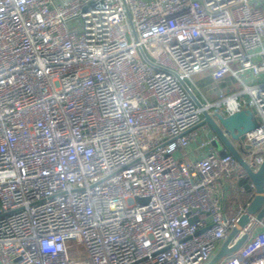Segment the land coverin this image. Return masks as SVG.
<instances>
[{
  "label": "built area",
  "instance_id": "2783aa9c",
  "mask_svg": "<svg viewBox=\"0 0 264 264\" xmlns=\"http://www.w3.org/2000/svg\"><path fill=\"white\" fill-rule=\"evenodd\" d=\"M263 1L0 0V264H206L244 216L220 264H264L255 185L195 129L253 111L262 165Z\"/></svg>",
  "mask_w": 264,
  "mask_h": 264
},
{
  "label": "water",
  "instance_id": "95a60500",
  "mask_svg": "<svg viewBox=\"0 0 264 264\" xmlns=\"http://www.w3.org/2000/svg\"><path fill=\"white\" fill-rule=\"evenodd\" d=\"M185 88L189 91L187 84L183 83ZM193 99L198 105L200 103L196 100L195 96L189 91ZM204 119L195 128L208 126L216 135L215 143L217 149L225 151L221 156L231 154L239 163V165L246 172L248 179L243 182L248 191H251L247 181H251L255 185L256 195L249 208V213L257 214L258 220L264 218V161L257 171H254L249 164L245 162L239 150L235 147L234 141H243L246 133L258 129L259 123L254 117L251 110H245L235 113L231 116L223 117L217 115L214 119L207 112L203 113ZM226 133L229 135L227 136ZM248 222V216H244L238 224L232 228L231 232L224 241L218 246L211 258L206 264H220L226 257L237 253L249 238L248 234L242 235L236 239L239 232L244 228Z\"/></svg>",
  "mask_w": 264,
  "mask_h": 264
},
{
  "label": "rangeland",
  "instance_id": "374dc122",
  "mask_svg": "<svg viewBox=\"0 0 264 264\" xmlns=\"http://www.w3.org/2000/svg\"><path fill=\"white\" fill-rule=\"evenodd\" d=\"M232 68H234L236 70L237 69V66L235 64H232ZM234 143H235V146L239 149V151H241L245 155V157L247 158V160L250 162L251 161V158H248L247 157L249 153H248V151L242 149L241 142L240 141H234ZM213 146H216V143L215 142H213ZM218 152L220 153V155L225 153V151H223L222 149L221 150L218 149Z\"/></svg>",
  "mask_w": 264,
  "mask_h": 264
},
{
  "label": "clouds",
  "instance_id": "9594fccd",
  "mask_svg": "<svg viewBox=\"0 0 264 264\" xmlns=\"http://www.w3.org/2000/svg\"><path fill=\"white\" fill-rule=\"evenodd\" d=\"M52 243H53V242H51V241L46 242V243L44 244V247H45L46 249H51V247H52Z\"/></svg>",
  "mask_w": 264,
  "mask_h": 264
},
{
  "label": "crops",
  "instance_id": "0c3cea01",
  "mask_svg": "<svg viewBox=\"0 0 264 264\" xmlns=\"http://www.w3.org/2000/svg\"><path fill=\"white\" fill-rule=\"evenodd\" d=\"M263 6H264V1H263Z\"/></svg>",
  "mask_w": 264,
  "mask_h": 264
}]
</instances>
